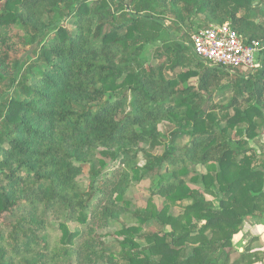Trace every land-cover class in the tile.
I'll return each instance as SVG.
<instances>
[{
  "label": "trees",
  "instance_id": "1",
  "mask_svg": "<svg viewBox=\"0 0 264 264\" xmlns=\"http://www.w3.org/2000/svg\"><path fill=\"white\" fill-rule=\"evenodd\" d=\"M223 22L262 37L263 0H0V264L262 261L232 237L264 222V54L230 73L190 40ZM142 179L161 208L124 198Z\"/></svg>",
  "mask_w": 264,
  "mask_h": 264
},
{
  "label": "built area",
  "instance_id": "2",
  "mask_svg": "<svg viewBox=\"0 0 264 264\" xmlns=\"http://www.w3.org/2000/svg\"><path fill=\"white\" fill-rule=\"evenodd\" d=\"M190 40L196 56L230 73L257 68L264 54V35L244 42L227 22L194 30Z\"/></svg>",
  "mask_w": 264,
  "mask_h": 264
},
{
  "label": "rangeland",
  "instance_id": "3",
  "mask_svg": "<svg viewBox=\"0 0 264 264\" xmlns=\"http://www.w3.org/2000/svg\"><path fill=\"white\" fill-rule=\"evenodd\" d=\"M193 31V30H192ZM154 59H151L152 63L154 62ZM194 80V79H192ZM230 97V93L225 91V93L217 99L218 102H225L227 99ZM159 128L163 135H167V133L172 129L171 124L167 122H162L159 125ZM260 138L262 141H264V127L261 131ZM251 145H254V142H250ZM161 151V148H156V152L159 153ZM202 171L204 170L203 167L200 168ZM78 180H81L84 184L87 183L88 177H87V169L77 177ZM153 185V181L150 179H142L141 181L137 182H132L131 185L127 188L124 198L129 201L130 206L132 209L137 208V207H144L146 206L148 200L152 199V202L158 207L161 208L162 206V198L158 197L157 195L151 196L149 193V189H151ZM189 185L191 187H198L197 185L190 183ZM208 199H211L210 196H207ZM186 201H183L182 204H185ZM181 204V205H182ZM180 205L172 207L171 211L174 213L179 211ZM70 229H76L77 226L69 223L68 224ZM119 228L118 224L114 221L109 222V226L105 229L104 232L107 233V238L106 240H112L113 238H117L116 235L114 234L115 230ZM239 235H244L241 239L238 241L235 240V245L238 248H241L243 243H240L241 241L246 242L251 236L253 235H261L264 237V222L262 219H258L257 217H246L243 220L242 223V228L238 232ZM236 235V234H235ZM119 239V238H117ZM234 236L232 237L233 241ZM263 248L260 249V247H256L255 249H260L262 253H264V246H261ZM237 248V249H238ZM259 264H264V256L262 261L258 262Z\"/></svg>",
  "mask_w": 264,
  "mask_h": 264
},
{
  "label": "crops",
  "instance_id": "4",
  "mask_svg": "<svg viewBox=\"0 0 264 264\" xmlns=\"http://www.w3.org/2000/svg\"><path fill=\"white\" fill-rule=\"evenodd\" d=\"M261 135V134H260ZM260 141L262 142V143H264V141H262L261 140V138H260ZM244 235H239V233H237L236 235H234V238L235 239H233V241H232V244H233V246L235 247V248H238L236 245H235V240L236 241H238L239 239H241L242 237H243ZM260 236V239H261V241H262V246H264V237L263 236H261V235H259ZM240 243H245V242H243V241H241ZM261 248H263V247H260V249ZM238 249H240V248H238ZM256 264H259V263H256Z\"/></svg>",
  "mask_w": 264,
  "mask_h": 264
}]
</instances>
